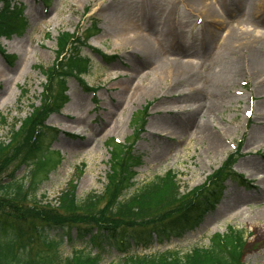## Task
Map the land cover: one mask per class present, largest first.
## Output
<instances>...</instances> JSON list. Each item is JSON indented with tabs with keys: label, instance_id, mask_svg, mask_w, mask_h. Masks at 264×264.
Returning <instances> with one entry per match:
<instances>
[{
	"label": "rangeland",
	"instance_id": "374dc122",
	"mask_svg": "<svg viewBox=\"0 0 264 264\" xmlns=\"http://www.w3.org/2000/svg\"><path fill=\"white\" fill-rule=\"evenodd\" d=\"M10 1L21 9L25 25L0 38V140L4 143L9 142L13 125L18 128L32 108L42 104L45 78L38 67L54 64L61 33L89 34L80 51L89 60V70L81 79H67V102L44 124L43 145L58 155L59 163L39 184L37 201L55 206L72 179L78 199L101 193L109 172L108 144L114 140L127 144L134 139L133 154L141 158L135 170L138 186L173 171L181 194L202 186L236 152L232 170L242 176L243 185L238 180L224 182L219 199L196 224L180 233L152 232L147 247L134 239L138 233L145 237L146 231L128 232V252L181 255L208 246L214 234L232 229L244 239L241 264H264V179H257V174L264 176V105H260L264 70L259 75L239 72L245 60L251 69L264 68V18L260 21L257 15V0ZM171 24L183 39L182 53L167 39L161 42ZM122 36H143L159 50L158 57L129 54L118 42ZM248 39L253 44L238 50V44ZM175 66L182 68L177 78L170 79L166 74ZM205 108L214 114H204ZM65 115L84 119L86 132L63 128ZM139 116L143 126L137 130L134 121ZM2 118L6 123L1 124ZM167 122L171 127L164 125ZM166 127L168 135L163 131ZM208 135L219 140L223 146L219 151L208 149ZM28 170L25 163L10 166L17 180L25 178ZM227 201L228 210L217 214ZM47 238L57 244L62 258L75 251L104 252L100 264H115L125 256L113 240L93 246L89 235L76 228L67 234L65 229L50 231Z\"/></svg>",
	"mask_w": 264,
	"mask_h": 264
},
{
	"label": "trees",
	"instance_id": "16d2710c",
	"mask_svg": "<svg viewBox=\"0 0 264 264\" xmlns=\"http://www.w3.org/2000/svg\"><path fill=\"white\" fill-rule=\"evenodd\" d=\"M0 3V37L9 36L21 30L25 21L21 9L11 6L10 0ZM87 36L61 33L54 64L39 68L46 79L42 104L32 108L18 128L13 125L9 142L0 140V264H100L104 252L91 255L75 251L71 257H60L57 244L48 240L47 233L72 228L89 235L94 246L113 240L125 255L115 264H241L244 239L241 232L232 229L224 235H213L208 246L194 247L181 255L170 251L153 256L129 254L131 239L125 235L137 228H149L145 237L138 233L134 238L137 244L147 247L152 232L160 236L176 229L180 233L196 224L211 208L212 200L219 198L223 182L238 179L232 171L234 154L203 186L181 194L173 171L138 186L135 170L141 158L133 154L134 139L121 145L110 142L109 172L101 193L90 192L78 199L72 179L61 191L57 205L37 201L39 184L59 163L58 155L43 145V123L67 102V79H80L88 72L89 60L80 55ZM135 119L134 126L140 130L143 120L140 116ZM15 163L29 166L25 178H14L10 166Z\"/></svg>",
	"mask_w": 264,
	"mask_h": 264
},
{
	"label": "bare ground",
	"instance_id": "6f19581e",
	"mask_svg": "<svg viewBox=\"0 0 264 264\" xmlns=\"http://www.w3.org/2000/svg\"><path fill=\"white\" fill-rule=\"evenodd\" d=\"M257 5H258V10H259L257 15H258V17H260V21H263L262 19L264 18V0H257ZM204 13L208 14L209 11H204ZM174 31H175L174 24L169 25L168 30H167L168 36H164L163 40L161 42H164L167 39L170 43L173 44L174 48L177 47L179 49V52H181L180 44L183 43V39L181 38V36L178 35L177 32H174ZM171 34L173 36H170ZM256 36H261V34H257ZM179 37H180V39H179ZM210 41L212 42L213 39H211ZM118 42L121 45V47H123L124 49H127L129 54L131 53V54H133L135 56L140 55V58H141V56H144L142 58H145V55L146 56L148 55V57H151V56H153V54L157 58L158 55H159V50L154 49L151 46V42H148V40H146V38H144L143 36H122V37H120L118 39ZM230 43L231 42H227L228 45H231ZM252 44H253V41L248 39L247 41H244L243 43H241V44L239 43L238 44V50L245 51ZM159 48H160V50L164 49L161 46H159ZM184 48L186 49V47L183 46V49ZM233 53L236 55L235 49H233ZM240 55H241V52H240ZM241 61H244V60H241ZM179 68H182V67L181 66H175L173 69H170V71H168L169 74L168 73L166 74L167 77L170 78V79L177 78L178 75H179V72H180ZM243 70H244L245 74H248V70L249 71L251 70L250 72L253 73L254 75H259V74H263L264 68H262V67L261 68H257L256 66H253L252 69H251V67L249 65H247L246 60H245L244 63L242 64V66L239 68V72L241 73ZM169 89L171 90L172 87L169 86ZM153 92H155L154 89L152 90V93ZM171 93H176V91L173 90V91H171ZM177 97H179V95H177ZM78 101L79 102H77V105L81 106V101L79 99H78ZM260 105L263 106L264 102L261 103ZM214 112L215 111L210 110L209 108H205L203 113L208 115V116H210V115H213ZM262 116H264V115H262ZM63 117H64V120L67 121V124L63 128L69 129V128L72 127L73 129H76L77 132H80V133L86 132V130H87L86 126L87 125H86V122L84 121V119H82L80 117H75L74 118V117H71V116H68V115L67 116L65 115ZM104 121L109 122V118L104 119ZM176 123H174V124H176ZM164 125H166L167 127H171L170 123H168V122L166 124H164ZM167 127H166V130H163L166 135H168ZM177 127L178 126L175 125L174 128H177ZM109 128H110V130L114 129L113 126H110ZM180 132H181V130L178 131L179 134H180ZM205 138L208 141V149L209 150H215L216 149L217 151H219V149H221L223 147L220 144L219 140L217 138H215L213 135H208ZM71 145L72 144H70V146ZM257 176H258L257 179H260V180L264 179V176L261 175V174H257ZM262 182L264 184V181H262ZM262 191L264 192V190H262ZM229 201H227V203H224L225 205L222 206L221 211L219 210L217 212V214L223 213V212L228 210V208L230 206L229 203H228ZM258 213L261 214L260 212H258Z\"/></svg>",
	"mask_w": 264,
	"mask_h": 264
}]
</instances>
